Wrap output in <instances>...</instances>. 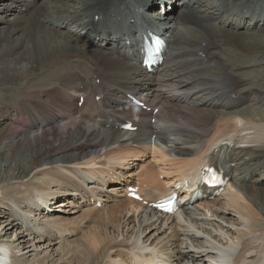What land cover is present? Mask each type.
I'll list each match as a JSON object with an SVG mask.
<instances>
[{
    "label": "bare ground",
    "instance_id": "obj_1",
    "mask_svg": "<svg viewBox=\"0 0 264 264\" xmlns=\"http://www.w3.org/2000/svg\"><path fill=\"white\" fill-rule=\"evenodd\" d=\"M158 1L0 0V88L21 98L0 105V264H264V122L234 110L264 105L248 56L264 48V0H168L162 15ZM138 5L170 44L153 74L125 45ZM140 94L157 113L130 104ZM120 116L138 131L118 132ZM227 149L233 174L213 200L165 215L126 196L160 198Z\"/></svg>",
    "mask_w": 264,
    "mask_h": 264
},
{
    "label": "rangeland",
    "instance_id": "obj_2",
    "mask_svg": "<svg viewBox=\"0 0 264 264\" xmlns=\"http://www.w3.org/2000/svg\"><path fill=\"white\" fill-rule=\"evenodd\" d=\"M38 2H42V0H38ZM219 3V2H218ZM262 6H260V10H263V6L264 4H261ZM178 7V6H177ZM172 13H176V10L171 11ZM178 12V11H177ZM229 45V44H228ZM228 46L224 47V50L227 49ZM229 48V47H228ZM229 51V50H228ZM226 51L228 54H230V61L233 63V64H238L239 61L242 59V58H245L244 56L240 57L242 54H244L243 51L241 50H238L236 48H230V51L228 52ZM246 54V53H245ZM254 54L256 56H264V48H260V49H256V50H253L251 52V55ZM249 59V57H247ZM251 58V57H250ZM260 62V65H258V67H255L254 69L253 68H239L241 69V72L242 73H245L247 70V72H249L250 70L252 71L256 69V75L253 76V78L258 82L260 83V86L259 88H262L264 89V59H260L259 60ZM236 67V65H233ZM240 67H242L240 65ZM238 74V73H237ZM34 75V76H33ZM39 75V73H34V74H31L29 77H27L26 81L23 82L24 83H30L31 81H33L37 76ZM31 77V78H30ZM252 77V76H251ZM30 78V79H29ZM20 89L19 88H16V87H6V88H0V104L4 106V104H13L15 101L17 102L19 99H21L18 95L17 92H19ZM18 98V100H16ZM249 105V104H248ZM247 104L246 105H242L240 107H238L235 111L236 112H239V111H242V114L247 116L248 118L250 117H254V118H257L258 116L262 119L260 122H264V106L263 107H258V108H252V107H249ZM238 110V111H237ZM256 115V117H255ZM4 126H8L7 122L5 123H2L0 124V129L3 128ZM14 128V126H11ZM20 130V128H18ZM21 131V130H20ZM118 132H122L120 130H118ZM178 135V134H177ZM169 138H178L177 136H170ZM168 137H166V141H167ZM177 140V139H174V141ZM168 141H172V140H169ZM28 149V150H27ZM23 150V151H22ZM24 152V153H23ZM22 153L23 156H27V159H29L30 157H28V155H30V148L28 147H22L21 148V151H20V154ZM11 155V153L9 154ZM8 155V156H9ZM3 159V158H2ZM3 160H0V165L3 164ZM17 200V199H16ZM14 199V202L16 203L17 201L20 200V198H18V200L16 201ZM61 208V207H60ZM58 208V209H60ZM55 211L56 213H60V210ZM42 216V215H41ZM46 232V231H45ZM44 232V235L48 234V233H45ZM14 235V233H10V236ZM47 236V235H46ZM46 241V239H45ZM44 241V242H45ZM16 258V260H15ZM14 260H13V263L16 264V262L18 261L17 257H15Z\"/></svg>",
    "mask_w": 264,
    "mask_h": 264
}]
</instances>
